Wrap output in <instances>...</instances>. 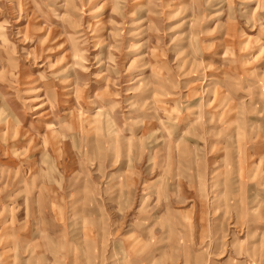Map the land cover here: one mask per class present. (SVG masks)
Segmentation results:
<instances>
[{
    "label": "rangeland",
    "instance_id": "374dc122",
    "mask_svg": "<svg viewBox=\"0 0 264 264\" xmlns=\"http://www.w3.org/2000/svg\"><path fill=\"white\" fill-rule=\"evenodd\" d=\"M0 264H264V0H0Z\"/></svg>",
    "mask_w": 264,
    "mask_h": 264
}]
</instances>
